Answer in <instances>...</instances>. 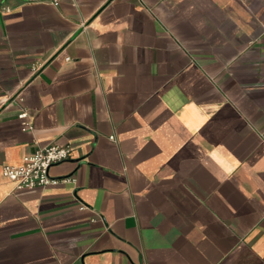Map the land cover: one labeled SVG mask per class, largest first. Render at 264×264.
Segmentation results:
<instances>
[{
	"label": "crops",
	"instance_id": "1",
	"mask_svg": "<svg viewBox=\"0 0 264 264\" xmlns=\"http://www.w3.org/2000/svg\"><path fill=\"white\" fill-rule=\"evenodd\" d=\"M50 145L0 264H264V0H0V170Z\"/></svg>",
	"mask_w": 264,
	"mask_h": 264
},
{
	"label": "built area",
	"instance_id": "2",
	"mask_svg": "<svg viewBox=\"0 0 264 264\" xmlns=\"http://www.w3.org/2000/svg\"><path fill=\"white\" fill-rule=\"evenodd\" d=\"M24 3L35 0H20ZM47 4L56 7L60 0H44ZM5 11H7L5 9ZM21 132H31L32 125L28 120L27 112L21 109L17 115ZM112 140V137H108ZM69 156L67 147L43 146L36 148L31 154L22 159L17 166H2L0 174L3 178L11 182L16 190H30L33 188H44L57 184L73 183L70 178L52 179L48 175V169L65 161ZM80 210L86 209L84 205L79 206Z\"/></svg>",
	"mask_w": 264,
	"mask_h": 264
}]
</instances>
